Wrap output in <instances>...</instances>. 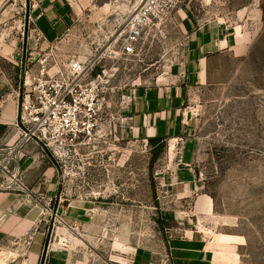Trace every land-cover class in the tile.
<instances>
[{"label": "rangeland", "instance_id": "rangeland-1", "mask_svg": "<svg viewBox=\"0 0 264 264\" xmlns=\"http://www.w3.org/2000/svg\"><path fill=\"white\" fill-rule=\"evenodd\" d=\"M37 1L0 0V40L14 44L22 60L18 69L4 65L12 77L28 80L25 93L44 58L56 77L71 75L72 60L86 66L85 83L101 76L96 139L59 152L41 145L44 167L54 164L60 178L59 202H50L42 221L48 247L64 240L66 264H129L136 249L150 252L152 264H171L168 240L177 224L162 219L164 182L169 161L190 150L198 190L214 202L200 225L219 243L218 257L264 264V0H159L134 55L123 53V38L130 12L145 0H69L74 24L49 44L32 18ZM217 20L252 32L250 48L240 57L211 59L208 83L192 96V131L164 141L154 160L159 144L136 137L126 120L128 96L180 64L191 27ZM5 179L11 182V173ZM81 204L88 215L78 227L56 215L59 205Z\"/></svg>", "mask_w": 264, "mask_h": 264}, {"label": "crops", "instance_id": "crops-1", "mask_svg": "<svg viewBox=\"0 0 264 264\" xmlns=\"http://www.w3.org/2000/svg\"><path fill=\"white\" fill-rule=\"evenodd\" d=\"M32 18L49 44L70 31L75 20L74 8L69 0H38ZM252 37V32L220 20L191 27L188 48L180 64L153 84L135 88L128 96L126 120L133 134L144 141L157 137L178 140L188 135L196 121L192 96L198 85L208 83L211 59L224 54L244 55ZM21 61L14 44L0 40V165L4 167L0 176L17 169L18 184L26 189L23 192L16 184L7 186L9 179L0 180L4 183L0 186V264H66L68 244L54 239L48 247L42 222L50 202H59L60 178L55 166L44 167V151L36 142L11 152L20 138L16 124L26 86L24 80L12 77L4 64L18 69ZM191 157L188 150L182 160H170L164 182L162 219L177 224L168 240L171 264H226L218 257L222 252L215 236L200 225L213 214L214 202L198 190V173ZM58 210L66 216L63 220L74 227L81 225L88 215L87 206L82 204L68 208L59 205ZM125 261L152 264V256L146 250L136 249Z\"/></svg>", "mask_w": 264, "mask_h": 264}, {"label": "built area", "instance_id": "built-area-1", "mask_svg": "<svg viewBox=\"0 0 264 264\" xmlns=\"http://www.w3.org/2000/svg\"><path fill=\"white\" fill-rule=\"evenodd\" d=\"M159 0H145L139 7L130 12L127 18L122 51L126 55H134L140 44L142 31L156 14ZM40 60L42 70L33 77L31 90L19 101L20 116L17 127L20 138L17 146L11 151L30 142L43 147H57V152L67 146L90 143L96 139L99 127V79L85 83L86 66L80 61L70 63L71 75L60 76L50 74L45 62ZM49 78H45L44 75ZM28 86V80L24 81ZM1 168V165H0ZM4 169V167H2ZM18 170L11 173L12 186L18 184ZM59 210L56 211V215Z\"/></svg>", "mask_w": 264, "mask_h": 264}, {"label": "trees", "instance_id": "trees-1", "mask_svg": "<svg viewBox=\"0 0 264 264\" xmlns=\"http://www.w3.org/2000/svg\"><path fill=\"white\" fill-rule=\"evenodd\" d=\"M150 144L157 145L159 144L158 149L155 151L154 160L157 159V157L162 153V151L165 148V142L162 140V138H150L149 139Z\"/></svg>", "mask_w": 264, "mask_h": 264}, {"label": "bare ground", "instance_id": "bare-ground-1", "mask_svg": "<svg viewBox=\"0 0 264 264\" xmlns=\"http://www.w3.org/2000/svg\"><path fill=\"white\" fill-rule=\"evenodd\" d=\"M174 146H175V145L172 144V148H174ZM222 253H223V252H222ZM224 254H225L227 257H229L228 250H226ZM231 257H232V256H231ZM231 260H232V258H231Z\"/></svg>", "mask_w": 264, "mask_h": 264}]
</instances>
